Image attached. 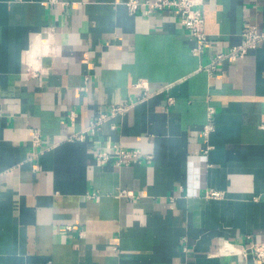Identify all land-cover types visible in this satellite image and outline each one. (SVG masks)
Returning a JSON list of instances; mask_svg holds the SVG:
<instances>
[{
    "label": "crops",
    "instance_id": "crops-1",
    "mask_svg": "<svg viewBox=\"0 0 264 264\" xmlns=\"http://www.w3.org/2000/svg\"><path fill=\"white\" fill-rule=\"evenodd\" d=\"M125 1L0 0V264H264L222 252L264 242V40L200 68L264 32V0H204L200 56L176 12ZM112 143L141 162L100 163Z\"/></svg>",
    "mask_w": 264,
    "mask_h": 264
},
{
    "label": "built area",
    "instance_id": "built-area-1",
    "mask_svg": "<svg viewBox=\"0 0 264 264\" xmlns=\"http://www.w3.org/2000/svg\"><path fill=\"white\" fill-rule=\"evenodd\" d=\"M54 2V1H52ZM125 5L130 14H136L140 9H143L146 14H152L158 11H174L177 13L181 25L190 33L193 38L194 45L192 52L196 56L202 55L211 45L209 34L206 30V15L203 9L204 0H126ZM264 40V32H261L257 26L251 25L246 28L242 34V39L239 43L231 45L226 51L219 52L213 60L200 68L206 70L209 74H214L225 61L235 62L249 54L252 49L257 48ZM28 70L37 73L33 67H28ZM136 88L143 91L142 97L152 96L160 90L152 91L146 79H141L134 84ZM167 87L169 85H166ZM131 107L130 103H122L114 105L109 114H104L92 125L97 127L109 117H114L119 114L126 113ZM214 106H209L210 120L215 114ZM214 129L212 123L205 126L203 134L208 138L210 132ZM42 141V136L39 132H34L33 142L39 145ZM142 151L139 149H127L118 143H112L107 149L97 153V160L104 164L113 160L117 165H129L132 163L141 162ZM122 195L132 196L128 191H122ZM94 196V194H92ZM224 197V192L219 189L208 188L206 191L207 199H221ZM68 231L73 229L72 225L66 226ZM222 252L226 254H237L247 256L249 252L253 253L256 258L264 260V242H257L249 247H239L236 244L226 241L222 247Z\"/></svg>",
    "mask_w": 264,
    "mask_h": 264
}]
</instances>
